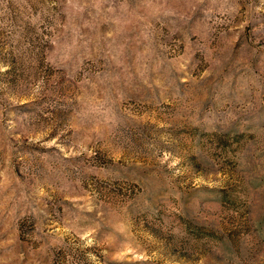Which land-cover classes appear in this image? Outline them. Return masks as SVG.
I'll list each match as a JSON object with an SVG mask.
<instances>
[{"label":"rangeland","instance_id":"obj_1","mask_svg":"<svg viewBox=\"0 0 264 264\" xmlns=\"http://www.w3.org/2000/svg\"><path fill=\"white\" fill-rule=\"evenodd\" d=\"M0 264H264V0H0Z\"/></svg>","mask_w":264,"mask_h":264}]
</instances>
